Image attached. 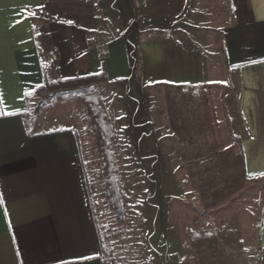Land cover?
I'll return each mask as SVG.
<instances>
[{
	"label": "crops",
	"instance_id": "crops-1",
	"mask_svg": "<svg viewBox=\"0 0 264 264\" xmlns=\"http://www.w3.org/2000/svg\"><path fill=\"white\" fill-rule=\"evenodd\" d=\"M130 1L0 0V264H103L76 132L37 129L39 120L25 114L51 66L56 78L105 72L110 81L175 85L196 99L210 83L236 92V167L252 182L244 196L258 210L253 253L241 206L225 210V228L198 230L211 231L205 257L223 252L228 264H247L251 256L264 264V0H145L131 30L124 20ZM62 12L73 23L60 20ZM103 32L110 36L103 40ZM202 121L186 124L200 145Z\"/></svg>",
	"mask_w": 264,
	"mask_h": 264
},
{
	"label": "rangeland",
	"instance_id": "rangeland-1",
	"mask_svg": "<svg viewBox=\"0 0 264 264\" xmlns=\"http://www.w3.org/2000/svg\"><path fill=\"white\" fill-rule=\"evenodd\" d=\"M140 9L131 2V14L124 19L130 30ZM64 15L59 19L68 21ZM76 20L85 21L81 16ZM109 36L101 34L103 40ZM42 57L49 70L46 51ZM53 67L50 74L56 78ZM216 84L205 86L197 100L175 85H145L133 78L96 82L114 133L108 174L81 95L56 93L52 106L43 111L35 110L38 98L30 102L27 117L39 120L37 129L72 128L77 134L102 238L103 264H196L188 233L225 228V210L234 204L241 206L238 216L248 221L243 232L247 250L252 251L251 226L258 210L244 196L252 182L236 167L237 93L224 92L225 83L219 89ZM197 119L204 123L202 145L196 128L189 133L186 128ZM251 257L247 264H254Z\"/></svg>",
	"mask_w": 264,
	"mask_h": 264
},
{
	"label": "trees",
	"instance_id": "trees-1",
	"mask_svg": "<svg viewBox=\"0 0 264 264\" xmlns=\"http://www.w3.org/2000/svg\"><path fill=\"white\" fill-rule=\"evenodd\" d=\"M101 78L107 80V74L102 72L65 79L52 78L46 73L44 84L36 88L30 95L33 98L39 99V102L35 106L36 111L50 108L53 99L56 97V93H78L83 97L84 106L96 137L100 163L104 173L108 174L106 165L109 164V159L113 156L110 149L112 147L111 143L114 133L103 96L94 87L96 82L100 81ZM27 112L25 113L26 115ZM106 184L109 185V182ZM217 231L218 230H214L212 232L217 233ZM210 233L211 231L208 230H196L190 233L192 245L196 253V264H228L232 258L223 252H220L221 254L216 257H205L207 254V247L203 242L204 240L207 242ZM226 243H228V241Z\"/></svg>",
	"mask_w": 264,
	"mask_h": 264
},
{
	"label": "snow or ice",
	"instance_id": "snow-or-ice-1",
	"mask_svg": "<svg viewBox=\"0 0 264 264\" xmlns=\"http://www.w3.org/2000/svg\"><path fill=\"white\" fill-rule=\"evenodd\" d=\"M34 15V13H33ZM66 23H73V21H66ZM9 114H12V113H9ZM117 119H120V117H117ZM5 215L7 216V211L5 210ZM9 224H10V221H9ZM79 259H82V260H90L92 259V257H89V256H82L80 257ZM66 264H75V261H69V262H66Z\"/></svg>",
	"mask_w": 264,
	"mask_h": 264
},
{
	"label": "built area",
	"instance_id": "built-area-1",
	"mask_svg": "<svg viewBox=\"0 0 264 264\" xmlns=\"http://www.w3.org/2000/svg\"><path fill=\"white\" fill-rule=\"evenodd\" d=\"M145 0H133V6L136 9H140L143 5H145Z\"/></svg>",
	"mask_w": 264,
	"mask_h": 264
}]
</instances>
